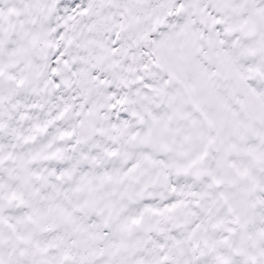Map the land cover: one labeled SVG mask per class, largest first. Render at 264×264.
Listing matches in <instances>:
<instances>
[{"label":"snow or ice","instance_id":"1","mask_svg":"<svg viewBox=\"0 0 264 264\" xmlns=\"http://www.w3.org/2000/svg\"><path fill=\"white\" fill-rule=\"evenodd\" d=\"M0 264H264V0H0Z\"/></svg>","mask_w":264,"mask_h":264}]
</instances>
